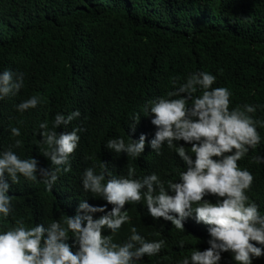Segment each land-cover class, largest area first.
I'll return each mask as SVG.
<instances>
[{
	"label": "trees",
	"instance_id": "1",
	"mask_svg": "<svg viewBox=\"0 0 264 264\" xmlns=\"http://www.w3.org/2000/svg\"><path fill=\"white\" fill-rule=\"evenodd\" d=\"M6 69L14 76L23 74L24 86L0 100V151L11 148L22 160L35 158L38 168H55L42 155L47 146L40 132L81 131L68 171L61 166L50 189L39 176L35 182L22 176L15 184L9 181L13 210L0 220V231L14 227L17 219L26 228L47 226L74 215L80 200L104 205L82 188V173L93 165L97 173L105 163L117 177H127L131 168L132 178L156 173L162 181L177 182L185 166L174 150L162 146L156 155L148 147L156 129L143 109L158 97L169 98L168 92L200 71L216 77L212 87L231 93L229 110L255 107L249 115L260 122V142L237 165L252 174L245 194L264 215V163L255 159L264 157V0H0V72ZM31 96L38 98L37 106L18 112L16 105ZM77 110L80 116L67 127L52 129L57 113L67 116ZM133 115L139 116L134 131ZM44 122L47 129L42 130ZM13 127L19 136L11 135ZM141 134L145 149L134 160L105 148L109 139L127 143ZM16 140L21 143L13 147ZM184 146L186 151L190 147ZM205 198L215 202L213 196ZM124 207L130 222L121 226L114 242L127 240L129 226L146 241H164L160 252L143 257L141 264H177L193 250L208 247V226L194 218L186 219L181 231L150 217L142 202ZM220 264L235 262L225 252ZM252 264H264V256Z\"/></svg>",
	"mask_w": 264,
	"mask_h": 264
},
{
	"label": "clouds",
	"instance_id": "2",
	"mask_svg": "<svg viewBox=\"0 0 264 264\" xmlns=\"http://www.w3.org/2000/svg\"><path fill=\"white\" fill-rule=\"evenodd\" d=\"M215 81L216 77L208 72L192 73L167 93L169 98L158 97L143 109L156 129L148 147L156 155L161 154L162 146L174 150L185 166L177 182L162 181L156 173L132 178L131 168L127 177H117L105 163L100 165L99 173L94 171L95 165L87 167L81 177L83 190L106 203L93 206L86 199L80 200L74 215L53 220L47 226L36 224L26 228L23 219L15 220L14 227L0 231V264H141L143 257L160 252L163 240L146 241L134 226H129L126 241H113L121 226L130 222L125 204L141 202L150 217L171 222L177 230H184L183 222L188 218L208 226V247L193 250L177 264H220L225 252L235 264H252L254 259L264 256V215L245 194L253 176L237 165L249 149L259 144L256 126L260 122L249 115L255 111L252 105L229 110L231 93L226 88L212 87ZM23 86V74L14 76L7 69L0 72V100L15 95ZM197 90L201 94L194 96ZM38 103V98L31 96L16 105V110L24 112ZM79 116L78 110L67 116L57 113L52 129L67 127ZM131 120L130 128L134 131L139 116L133 115ZM39 128L47 129V123H40ZM78 131L81 129L40 132L41 141L47 146L42 155L55 168H38L35 158L22 160L11 148L0 151V220L13 210L9 181L15 184L22 176L35 182L39 176L50 189L61 166L68 171L70 155L80 139ZM10 132L14 137L20 135L15 127ZM145 140L144 134L127 143L117 137L109 139L105 148L134 160L144 152ZM180 141L190 145L187 151ZM20 143L16 140L13 147ZM255 159L264 163L262 156ZM208 196H213L215 202L205 198ZM96 213L102 215L94 218ZM109 230L110 235L102 234Z\"/></svg>",
	"mask_w": 264,
	"mask_h": 264
}]
</instances>
